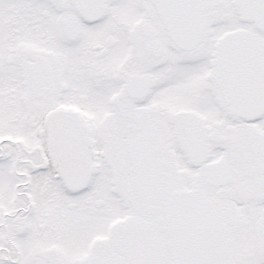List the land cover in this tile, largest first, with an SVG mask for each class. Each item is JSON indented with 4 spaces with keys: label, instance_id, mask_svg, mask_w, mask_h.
Here are the masks:
<instances>
[{
    "label": "snow or ice",
    "instance_id": "obj_1",
    "mask_svg": "<svg viewBox=\"0 0 264 264\" xmlns=\"http://www.w3.org/2000/svg\"><path fill=\"white\" fill-rule=\"evenodd\" d=\"M0 264H264V0H0Z\"/></svg>",
    "mask_w": 264,
    "mask_h": 264
}]
</instances>
